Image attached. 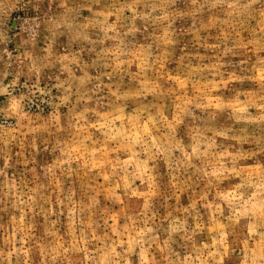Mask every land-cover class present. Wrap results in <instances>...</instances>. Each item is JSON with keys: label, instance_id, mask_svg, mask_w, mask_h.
Here are the masks:
<instances>
[{"label": "clouds", "instance_id": "1", "mask_svg": "<svg viewBox=\"0 0 264 264\" xmlns=\"http://www.w3.org/2000/svg\"><path fill=\"white\" fill-rule=\"evenodd\" d=\"M0 264H264V0H0Z\"/></svg>", "mask_w": 264, "mask_h": 264}, {"label": "rangeland", "instance_id": "2", "mask_svg": "<svg viewBox=\"0 0 264 264\" xmlns=\"http://www.w3.org/2000/svg\"><path fill=\"white\" fill-rule=\"evenodd\" d=\"M25 18L21 15L19 19H14L12 27L17 29L19 25L24 24Z\"/></svg>", "mask_w": 264, "mask_h": 264}]
</instances>
